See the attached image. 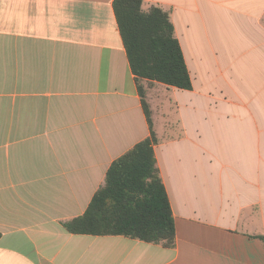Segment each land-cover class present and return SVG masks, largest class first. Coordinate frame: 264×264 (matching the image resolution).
<instances>
[{
    "label": "crops",
    "instance_id": "0c3cea01",
    "mask_svg": "<svg viewBox=\"0 0 264 264\" xmlns=\"http://www.w3.org/2000/svg\"><path fill=\"white\" fill-rule=\"evenodd\" d=\"M115 0H0V264H264V0H143L192 81L147 92L172 246L70 233L151 137Z\"/></svg>",
    "mask_w": 264,
    "mask_h": 264
},
{
    "label": "trees",
    "instance_id": "16d2710c",
    "mask_svg": "<svg viewBox=\"0 0 264 264\" xmlns=\"http://www.w3.org/2000/svg\"><path fill=\"white\" fill-rule=\"evenodd\" d=\"M143 0H115L114 10L129 63L136 77L151 137L117 159L87 211L65 224L73 234L121 235L172 246L176 226L157 167L147 92L156 83L190 90L192 81L170 13ZM1 237V234H0ZM264 242V235L258 236Z\"/></svg>",
    "mask_w": 264,
    "mask_h": 264
},
{
    "label": "rangeland",
    "instance_id": "374dc122",
    "mask_svg": "<svg viewBox=\"0 0 264 264\" xmlns=\"http://www.w3.org/2000/svg\"><path fill=\"white\" fill-rule=\"evenodd\" d=\"M147 102H148V99H147ZM151 117H152V114H151Z\"/></svg>",
    "mask_w": 264,
    "mask_h": 264
}]
</instances>
